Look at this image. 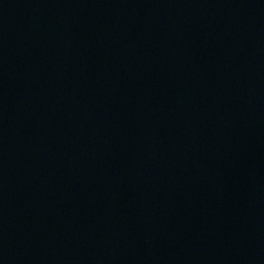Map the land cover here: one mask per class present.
Listing matches in <instances>:
<instances>
[{"label": "water", "instance_id": "95a60500", "mask_svg": "<svg viewBox=\"0 0 264 264\" xmlns=\"http://www.w3.org/2000/svg\"><path fill=\"white\" fill-rule=\"evenodd\" d=\"M0 264H264V0H0Z\"/></svg>", "mask_w": 264, "mask_h": 264}]
</instances>
